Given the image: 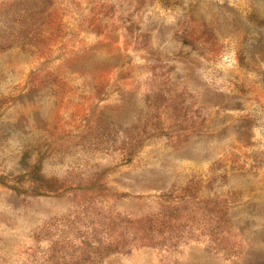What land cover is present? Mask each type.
<instances>
[{"label":"rangeland","instance_id":"1","mask_svg":"<svg viewBox=\"0 0 264 264\" xmlns=\"http://www.w3.org/2000/svg\"><path fill=\"white\" fill-rule=\"evenodd\" d=\"M0 264H264V0H0Z\"/></svg>","mask_w":264,"mask_h":264}]
</instances>
